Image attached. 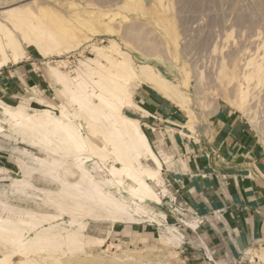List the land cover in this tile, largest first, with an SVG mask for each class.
I'll return each instance as SVG.
<instances>
[{
    "label": "rangeland",
    "instance_id": "obj_1",
    "mask_svg": "<svg viewBox=\"0 0 264 264\" xmlns=\"http://www.w3.org/2000/svg\"><path fill=\"white\" fill-rule=\"evenodd\" d=\"M26 3H34L29 4L30 9L33 6L32 11H36L39 6L46 8L45 12L38 16L40 25L60 36L71 34L74 37L73 41L66 40V43L62 44V47L68 45L71 47L68 52H62L60 56L53 53L43 58L34 48L25 47V54L19 63L9 64L0 69V74H3L20 66L33 69L36 74L43 76L45 81L32 90L28 89L36 102L31 106V101L27 102L29 109L43 108L40 104L42 98L54 101L59 108H65L72 114L77 124H81L85 130L83 119L65 105V100L60 96L49 69L52 66L64 74L73 75L81 61L95 58L92 47L106 46L109 40H115L122 50L128 52L134 65L148 63L165 79L176 85L182 80L186 81L184 88L188 97L192 99L190 107L196 116L193 120L195 130L189 133L187 131L189 129L185 126L188 118L184 110L151 88L137 81L130 83V87L134 88L133 100H136L137 89L145 88L165 102L181 119L180 126L176 127L160 121L156 115H153L154 118L150 120L156 124H148L149 120L146 121V124L153 127V132H156L157 127L160 126L176 132L183 131L193 139L183 137L182 133L179 136L196 143L213 115L219 112L232 113L243 119L251 138L264 154V0H14V2L0 0V7ZM89 11H98L92 21H107L105 26L109 31L103 32V29H100L92 35L91 31L95 26L88 21H77V17ZM73 13L75 16L70 15ZM108 17L112 19L110 22L107 20ZM0 21L2 22L3 19ZM254 51L259 52L258 55L262 60L263 77L258 85L254 86L251 82L250 87L245 88L244 77L247 74L245 64L250 55L255 53ZM135 83L138 85L136 86ZM238 87L245 89L246 94L249 91L244 103H240V99L236 97L235 92ZM25 92L24 90L23 95L26 96ZM19 97V94L9 96L0 93V98L9 104L20 103L22 95L21 98ZM54 112L58 114L57 111ZM124 113L138 119V114L128 109H125ZM2 126L4 130L0 133V169L2 170L0 186L21 176L16 164V157L20 153L16 149L27 146L21 144L20 139L13 134L11 137L16 139L7 138L6 135L9 133L5 129L6 125L2 124ZM143 126L145 125H140L142 130ZM97 144L100 145V142ZM93 160L94 162L88 165L93 174L102 180L107 179L103 164L98 163L97 159ZM110 164L111 162L106 161L104 167ZM163 180L161 178V184L156 187L158 194L165 185ZM32 181L40 188L56 189L57 187L56 183H51L37 175L33 176ZM4 188L7 189L5 186ZM12 193L6 192L2 196L0 194V201L41 213L57 214L56 209L42 202L40 193H36L39 198L36 196L23 198ZM151 207L161 226L145 220L138 223L139 231L127 232L126 228L131 225L111 226L107 221L94 222L85 218L87 224L84 233L95 239H104L102 244L96 240L97 243L84 247L82 251L55 254L58 259L48 256L46 252L32 251L26 256L30 258L27 264H238L227 261L224 257H219L218 261L211 259L210 254H214V251L210 252L207 249L202 234L197 231L206 220L195 215H186L184 204L177 200L172 201L167 196L162 199L161 206L151 205ZM165 212H169L171 216V220L167 219L168 222L159 215ZM0 214H3L1 204ZM65 221H68L66 215H62L57 220L59 223L62 222L63 226ZM183 221L191 222L194 228L184 225ZM167 228H170L177 237L173 243L166 242L162 238L167 235ZM28 235L31 236V232L26 236ZM8 251V248H2L0 245V257ZM101 251H104V254ZM250 252L245 256L243 254L242 260L247 264H264V260L258 259L256 253L252 255L253 253ZM22 259L23 256H18L9 264H20Z\"/></svg>",
    "mask_w": 264,
    "mask_h": 264
},
{
    "label": "bare ground",
    "instance_id": "obj_2",
    "mask_svg": "<svg viewBox=\"0 0 264 264\" xmlns=\"http://www.w3.org/2000/svg\"><path fill=\"white\" fill-rule=\"evenodd\" d=\"M29 4L0 7V19H3L0 21V69L19 63L25 47L34 48L43 58L53 53L60 56L71 47H62L66 40L73 41L71 34L63 37L40 25L38 16L46 8L39 6L32 11L33 6L30 9ZM66 6L69 8V4ZM97 12L89 11L77 17V21H88L95 26L92 35L100 29L109 31L105 26L107 21H92ZM70 15L75 16V13ZM107 20L112 19L108 17ZM91 50L95 58L81 61L73 75L64 74L52 66L49 69L65 105L83 119L85 130L72 114L59 108L54 101L42 98L40 104L43 108L29 109L27 102L31 98L25 95L17 104L5 103L0 98V133L4 124L9 133L7 138L17 137L21 144H27L16 149L21 155L18 154L15 162L21 176L1 185V196L13 192L27 198L40 193L42 202L57 210V214L41 213L0 201L3 207L0 245L9 249L0 257V264L12 263L18 256H23L20 264H27L30 258L26 256L32 251L46 252L58 259L55 254L82 251L84 247L97 243L96 240L102 244L104 239H95L84 233L85 218L94 222L107 221L111 226L143 220L161 226L151 205H162L153 184L160 182L163 156L150 146L140 121L126 115L124 110L144 116L148 114L133 100L134 88L130 83L137 81L184 110L188 118L185 126L189 131L195 130L193 120L196 116L190 107L192 99L184 88L186 81L176 85L148 63L134 65L128 52L122 50L115 40ZM254 52L245 64V88L251 82L258 85L263 77L262 60L259 52ZM245 91L238 87L235 92L240 103H244L249 92L246 94ZM12 134L15 137H11ZM146 157L152 159L155 168L143 164ZM93 159L103 164L107 179L98 178L88 167ZM106 161L111 162L108 167H104ZM35 175L56 183V189L37 187L32 181ZM125 180L130 184L125 185ZM62 215L68 216L64 226L57 222ZM159 215L166 220L164 215ZM185 222L194 228L191 222ZM29 232L31 236H26ZM166 233L161 237L173 243L176 235L170 228ZM257 256L264 260V249Z\"/></svg>",
    "mask_w": 264,
    "mask_h": 264
},
{
    "label": "crops",
    "instance_id": "obj_3",
    "mask_svg": "<svg viewBox=\"0 0 264 264\" xmlns=\"http://www.w3.org/2000/svg\"><path fill=\"white\" fill-rule=\"evenodd\" d=\"M42 81H45L43 76L33 69L19 66L0 74V93L19 94L21 98L25 90L31 106L36 102L28 89ZM135 94L134 101L149 113L146 116L133 113L138 114L140 125L146 126L143 130L150 146L163 156L161 178L165 185L161 193L165 196L156 190L161 179L153 184L157 196L161 201L169 196L172 201L184 204L186 215L206 220L197 231L202 234L207 249L214 251L211 259L218 261L224 257L227 261L247 264L242 260L243 254L251 251L252 255H258L264 249V154L251 138L245 122L236 114L219 112L209 119L196 143L190 142L183 139L191 137L183 131H180L183 137L179 136L180 132L162 126L153 132L148 124H156L150 120L155 115L176 127L181 119L149 90L140 87ZM143 164L155 168L151 158H144ZM161 215L166 221L171 220L169 212ZM115 224L131 225L127 232L140 229L138 223Z\"/></svg>",
    "mask_w": 264,
    "mask_h": 264
}]
</instances>
